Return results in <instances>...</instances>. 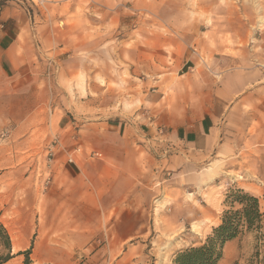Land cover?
<instances>
[{"label": "crops", "instance_id": "0c3cea01", "mask_svg": "<svg viewBox=\"0 0 264 264\" xmlns=\"http://www.w3.org/2000/svg\"><path fill=\"white\" fill-rule=\"evenodd\" d=\"M48 1L45 13L0 0V125L54 137L36 173L41 191L49 185L19 204L27 220L10 233L12 251L33 243L37 259L59 261L101 241L118 264L121 245L147 230L213 218L228 173L242 172L249 191L247 164L264 166V22L218 3L205 28L182 23L129 45L108 38L118 12L95 24L77 15L96 0Z\"/></svg>", "mask_w": 264, "mask_h": 264}, {"label": "rangeland", "instance_id": "374dc122", "mask_svg": "<svg viewBox=\"0 0 264 264\" xmlns=\"http://www.w3.org/2000/svg\"><path fill=\"white\" fill-rule=\"evenodd\" d=\"M97 3L83 7L79 6L77 15H85L87 19H91L95 24L94 18L109 17L111 13L118 12V27L112 30L108 38L123 40L124 44L131 45L133 41L146 42L147 36L151 35V31H156L162 37L171 36L174 32L180 30V25H188L191 28L192 22L199 23L201 28L204 24L213 22L215 7L218 3L226 8L236 7V11L246 16L247 13H254L257 17V23L264 22V0H96ZM26 5H32L40 8L42 12L47 13L49 10L48 0H23ZM229 3H232L230 5ZM77 6V5H76ZM181 14V15H180ZM110 26V25H109ZM205 28V27H204ZM210 28V27H209ZM94 31V30H93ZM141 45V46H142ZM53 135H50L47 127H28L26 131H21L19 127H8L7 124L0 125V221L10 233L26 223V208L19 210V204H29L34 198L27 199V191L34 189L35 193L41 196V192L46 190L49 183L45 185L41 191V187L37 185L36 173L48 165L52 155ZM240 165V164H239ZM209 167L211 165H208ZM248 168L243 172L246 176L249 171L256 172V175L250 176L248 182L249 192L241 188L238 183L243 181L242 172L228 173L229 179L225 183H221V189L212 192L214 199L213 218L206 220L190 227L187 220L181 221L182 230L176 233L171 231V235L165 233L163 229H157L155 232L147 233L140 241L137 238H131L123 247H120V254L125 259L119 261L118 264H174L173 259L177 251L190 246H198L204 243L207 236L211 234L212 228L220 223L222 212L226 209H235L238 204L224 202L226 194L230 189L241 188L244 191L258 197L261 210L264 211V179L260 176L259 170H263L264 166L258 160L252 159L247 164ZM258 172V173H257ZM241 175V176H239ZM256 176V177H255ZM261 177V178H260ZM233 180V181H232ZM237 181V182H236ZM49 182V180H48ZM219 192V193H218ZM218 194V195H217ZM210 200L208 195L204 196ZM157 198L153 207H157ZM36 200V199H35ZM155 211V224H163L164 217L160 218V212ZM23 216V218H22ZM167 219V218H165ZM167 224V221L166 223ZM46 233V231H45ZM195 233L196 241L193 240ZM180 236V237H179ZM232 242H226L223 248V256L218 264H264V246L260 244L258 247L259 254L255 255L256 241L252 233L242 231ZM11 241V236H10ZM12 245V244H11ZM49 246V245H47ZM34 244L31 243L26 249L28 253L22 251H10V258L2 264H24L27 260L29 264H116L115 260L107 258V246L103 242L92 244V250H83L86 254L78 256L73 255L71 259H61L59 261L37 259L38 254L33 249ZM104 250H100L101 248ZM99 252H94L98 251ZM6 250L0 246V255H4ZM96 257H91L95 255Z\"/></svg>", "mask_w": 264, "mask_h": 264}, {"label": "trees", "instance_id": "16d2710c", "mask_svg": "<svg viewBox=\"0 0 264 264\" xmlns=\"http://www.w3.org/2000/svg\"><path fill=\"white\" fill-rule=\"evenodd\" d=\"M238 204L235 209L222 212L220 223L212 228L204 243L190 246L176 252L174 264H218L223 256V248L227 241L236 238L242 231L252 233L255 241V255L259 254L258 247L264 246V211L261 210L258 197L241 188L230 189L224 202ZM0 246L6 250L0 255V264L10 258L11 241L8 231L0 221ZM21 252V251H20ZM28 253V250L22 251ZM25 260L24 264H29Z\"/></svg>", "mask_w": 264, "mask_h": 264}, {"label": "built area", "instance_id": "2783aa9c", "mask_svg": "<svg viewBox=\"0 0 264 264\" xmlns=\"http://www.w3.org/2000/svg\"><path fill=\"white\" fill-rule=\"evenodd\" d=\"M52 155V153H50V156ZM98 155V154H97ZM48 181V180H47Z\"/></svg>", "mask_w": 264, "mask_h": 264}]
</instances>
